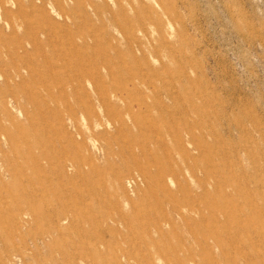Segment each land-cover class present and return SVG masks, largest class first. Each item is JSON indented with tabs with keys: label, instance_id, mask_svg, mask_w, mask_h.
Masks as SVG:
<instances>
[{
	"label": "rangeland",
	"instance_id": "1",
	"mask_svg": "<svg viewBox=\"0 0 264 264\" xmlns=\"http://www.w3.org/2000/svg\"><path fill=\"white\" fill-rule=\"evenodd\" d=\"M0 264H264V0H0Z\"/></svg>",
	"mask_w": 264,
	"mask_h": 264
},
{
	"label": "bare ground",
	"instance_id": "2",
	"mask_svg": "<svg viewBox=\"0 0 264 264\" xmlns=\"http://www.w3.org/2000/svg\"><path fill=\"white\" fill-rule=\"evenodd\" d=\"M82 140H84V138H82ZM81 142V141H80ZM86 144V143H85ZM128 178V177H127ZM130 178V177H129ZM132 183V182H131ZM125 185V184H124ZM123 186V185H122ZM123 187H125V186H123ZM123 189V188H122ZM127 190V189H126ZM125 190V191H126ZM124 192V191H123ZM126 193H127V191H126ZM126 193H125V195H126ZM172 209L174 210V208L172 207ZM181 214V213H180Z\"/></svg>",
	"mask_w": 264,
	"mask_h": 264
}]
</instances>
